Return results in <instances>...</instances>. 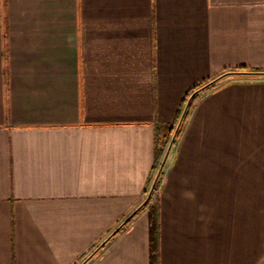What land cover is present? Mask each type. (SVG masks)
<instances>
[{"label":"crops","instance_id":"obj_1","mask_svg":"<svg viewBox=\"0 0 264 264\" xmlns=\"http://www.w3.org/2000/svg\"><path fill=\"white\" fill-rule=\"evenodd\" d=\"M247 71L264 0H0V264H81L147 199L186 91ZM220 80L162 181L158 264H264V75ZM85 264H151L149 210Z\"/></svg>","mask_w":264,"mask_h":264},{"label":"trees","instance_id":"obj_2","mask_svg":"<svg viewBox=\"0 0 264 264\" xmlns=\"http://www.w3.org/2000/svg\"><path fill=\"white\" fill-rule=\"evenodd\" d=\"M207 83H208L207 81H202V82L196 83L186 91L184 99L181 103V108L179 110L178 116L175 119L174 123L171 124V126L168 128V131L165 134L157 135V137H156V151H155V156H156L155 175L153 177V182L155 181V179L158 176L159 169H160L161 163H162V159L164 157L165 152L168 149L170 137H171L172 133L174 132V128H175V125L177 124V122L181 119V117H183L182 125H181L179 131L176 132L175 137H174V141H173V147L174 148L179 145L181 138L183 136V133H184L186 126L188 124V121L191 117L192 111L194 110L199 99L203 95L210 93L211 91L221 87L223 84L222 80H220V81H217V82H215L209 86H206L204 89L197 92V90L199 88L203 87ZM170 161H171V159L169 156L166 165H164V167H163V171L161 172L159 178L156 180V183L154 185L151 196L145 202L143 207L115 234V235H117L125 227H128L143 209H148L149 210V217H150L151 264H158V262H159V227H160V204H159V200H160V193L158 190H159V183L161 181V177H162L163 173H165V170L167 172Z\"/></svg>","mask_w":264,"mask_h":264},{"label":"water","instance_id":"obj_3","mask_svg":"<svg viewBox=\"0 0 264 264\" xmlns=\"http://www.w3.org/2000/svg\"><path fill=\"white\" fill-rule=\"evenodd\" d=\"M233 74H246V75H264V72H256V71H247V72H226L224 74H222L221 76L217 77L216 79L212 80L211 82H208L207 84H205L203 87L199 88L197 90V92L201 91L202 89H204L206 86L222 79L223 77L225 76H228V75H233ZM196 92V93H197ZM169 150L170 148L167 150V152L165 153V156L163 158V161H162V166L165 164L167 158H168V155H169ZM160 174V173H159ZM158 174V175H159ZM156 180L157 178L155 179L152 187H151V190L149 191V194H148V197L147 199L145 200V202L148 200V198L151 196V193L153 191V188H154V185L156 183ZM145 202L137 209L135 210L132 214H130L113 232L111 235H109L101 244V246H99L92 254H90L81 264H85L93 255L94 253L100 248L102 247L112 236H114L142 207L143 205L145 204Z\"/></svg>","mask_w":264,"mask_h":264},{"label":"rangeland","instance_id":"obj_4","mask_svg":"<svg viewBox=\"0 0 264 264\" xmlns=\"http://www.w3.org/2000/svg\"><path fill=\"white\" fill-rule=\"evenodd\" d=\"M219 81V80H218ZM217 82V81H216ZM215 83V82H214ZM223 83V82H222ZM213 84V83H212ZM211 85V84H210ZM209 86V85H208ZM182 121H183V117H181V119L177 122V124L175 125V128H174V132L172 133V135H171V137H170V141H169V146H168V149L170 148V150H169V155H168V158H169V156H170V159H172L173 158V156H174V153H175V151H176V149H177V147H173V141H174V137H175V134H176V132L177 131H179V129H180V127H181V125H182ZM167 149V150H168ZM167 152V151H166ZM165 152V153H166ZM164 156H165V154H164ZM164 158V157H163ZM168 158H167V160H166V162H165V164L164 165H166V163H167V161H168ZM162 161H163V159H162ZM164 165L162 166V163H161V167H160V169H159V173L161 174V172L163 171V167H164ZM158 173V174H159ZM160 174L157 176V179L159 178V176H160ZM165 175H166V170H165V173H163V175H162V177H161V181H160V183H159V193H160V189H161V185H162V181H163V179H164V177H165Z\"/></svg>","mask_w":264,"mask_h":264}]
</instances>
